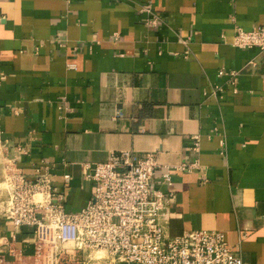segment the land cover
Returning a JSON list of instances; mask_svg holds the SVG:
<instances>
[{
  "label": "crops",
  "instance_id": "crops-1",
  "mask_svg": "<svg viewBox=\"0 0 264 264\" xmlns=\"http://www.w3.org/2000/svg\"><path fill=\"white\" fill-rule=\"evenodd\" d=\"M261 24L264 0H0V158L28 180L45 162L77 213L95 163L151 153L152 189L172 193L169 235L217 230L264 264V49L232 44ZM6 201L1 186L0 257L13 264L11 250L32 258L51 232L14 228Z\"/></svg>",
  "mask_w": 264,
  "mask_h": 264
},
{
  "label": "built area",
  "instance_id": "built-area-1",
  "mask_svg": "<svg viewBox=\"0 0 264 264\" xmlns=\"http://www.w3.org/2000/svg\"><path fill=\"white\" fill-rule=\"evenodd\" d=\"M149 9L144 12L149 13ZM147 23L155 25V19ZM232 44L263 50L264 24L250 31L238 28ZM217 75H228L234 82L236 73L219 70ZM157 167L151 153L136 158L129 151L110 153L86 173L93 190L85 207L77 213L66 212L63 196L54 194L45 162L36 166V174L30 180L12 170L14 192L4 216L14 228L27 226L37 235L43 230L51 232L46 241L39 237L35 242L31 258L34 264L41 257L49 264H56L57 256L73 261L66 250L58 247L69 243L72 250L82 254L105 253L99 259L91 255L97 260L94 264H100L101 259L107 260L104 264H244L240 253L227 244L220 231L190 230L169 235L167 206L172 193L152 189ZM68 178L64 176L65 182ZM158 182L169 186V173L162 174ZM45 243L50 245L47 253ZM10 254L13 263L24 262L20 250L13 249Z\"/></svg>",
  "mask_w": 264,
  "mask_h": 264
},
{
  "label": "rangeland",
  "instance_id": "rangeland-1",
  "mask_svg": "<svg viewBox=\"0 0 264 264\" xmlns=\"http://www.w3.org/2000/svg\"><path fill=\"white\" fill-rule=\"evenodd\" d=\"M0 165H1V168H3V172H2V176L0 177V180L2 181V183L0 184V187L2 186L3 189L6 191L7 193V201L9 200V196H11V194L14 192V189H13V183H11V174L13 173V171L6 165V163L4 162V160L2 158H0ZM65 246L68 248V249H71L72 245L69 243V244H65ZM47 247H49L48 245L46 246V250ZM45 250V252L47 253V251ZM76 255H79L77 258V256L75 257L74 256V259L73 261H69V260H66L64 257H60V256H57V261H56V264H94L95 259H99L101 258L102 256L104 257L105 256V253H92L91 255H94L95 256V259L92 258V256L90 254H88V252H84L83 254L81 252H79V254L76 253ZM107 260H104V259H101L100 260V264H104L106 263ZM50 263V262H49ZM46 259L44 257H41L40 261L38 264H49ZM13 264H34L33 260L31 258L29 259H26L24 262H17V263H13ZM96 264V263H95Z\"/></svg>",
  "mask_w": 264,
  "mask_h": 264
},
{
  "label": "bare ground",
  "instance_id": "bare-ground-1",
  "mask_svg": "<svg viewBox=\"0 0 264 264\" xmlns=\"http://www.w3.org/2000/svg\"><path fill=\"white\" fill-rule=\"evenodd\" d=\"M101 258H103V256Z\"/></svg>",
  "mask_w": 264,
  "mask_h": 264
}]
</instances>
